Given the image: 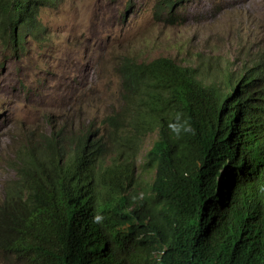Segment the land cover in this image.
<instances>
[{
  "label": "trees",
  "instance_id": "16d2710c",
  "mask_svg": "<svg viewBox=\"0 0 264 264\" xmlns=\"http://www.w3.org/2000/svg\"><path fill=\"white\" fill-rule=\"evenodd\" d=\"M43 1L0 0V37L15 43L16 26L35 28ZM116 70L122 106L102 117L104 135L88 138L85 125L17 149L2 185L0 264H264L263 53L209 80L169 56H122ZM175 112L194 135H171ZM153 129L151 192L135 198L133 151ZM104 152L113 157L97 172Z\"/></svg>",
  "mask_w": 264,
  "mask_h": 264
},
{
  "label": "rangeland",
  "instance_id": "374dc122",
  "mask_svg": "<svg viewBox=\"0 0 264 264\" xmlns=\"http://www.w3.org/2000/svg\"><path fill=\"white\" fill-rule=\"evenodd\" d=\"M158 1L45 0L33 11L35 28L16 26L15 43L0 37V198L18 148L49 131H105L102 117L122 104V56H169L209 80L224 65L243 70L264 55V0H172L163 8ZM156 137L149 131L136 145V198L150 193L153 169L141 163Z\"/></svg>",
  "mask_w": 264,
  "mask_h": 264
},
{
  "label": "clouds",
  "instance_id": "9594fccd",
  "mask_svg": "<svg viewBox=\"0 0 264 264\" xmlns=\"http://www.w3.org/2000/svg\"><path fill=\"white\" fill-rule=\"evenodd\" d=\"M125 56H128V55H125ZM144 61H146V60H144ZM120 92H121V89H120ZM121 99V98H120ZM121 102H122V100H121ZM121 106H122V104H121ZM121 106H120V108H121ZM119 108V109H120ZM118 109V110H119ZM116 111V110H115ZM167 127H168V130H169V132L171 133V135L175 138V139H180V138H182V136L183 135H187V134H192V135H194L195 134V129L192 127V125H191V123L189 122V120L188 119H186L184 116H183V114L182 113H180V112H175V113H173L171 116H170V118H169V122H168V125H167ZM90 128V127H89ZM91 129V128H90ZM96 128H94V129H92L89 133H88V135H87V137L88 138H91V137H96V136H98L99 134H98V132L96 133V130H95ZM94 130V131H93ZM153 130H155L156 131V133H157V129H153ZM50 132V131H49ZM48 132V133H49ZM149 132V131H148ZM47 133V134H48ZM72 133V132H71ZM100 134H102V135H104V131H102ZM146 134V133H145ZM144 134V135H145ZM259 135H262V133H258ZM64 135V134H63ZM143 135V136H144ZM142 136V137H143ZM157 138V137H156ZM155 138V139H156ZM154 139V140H155ZM140 141V140H139ZM264 137L262 138V140H258V142H259V146H260V148L259 149H261V151L262 152H264ZM153 143V142H152ZM137 145V144H136ZM152 145V144H151ZM150 148V147H149ZM135 152H136V147H135V149H134V151H133V167H134V155H135ZM16 153H17V150H16ZM109 153H112L113 154V152H104L102 155H101V157L99 158V160H98V162H97V168H96V171L97 172H99L101 169H102V167L104 166H100V164H99V162H100V160H101V158L105 155V154H109ZM146 153V152H145ZM264 155V154H263ZM262 155V156H263ZM144 156H145V154H144ZM113 157V156H112ZM112 159V158H111ZM145 159H146V156H145ZM145 159H144V161L141 163V165L143 166V167H145V168H152V167H149V166H146V165H144L143 163L145 162ZM111 161V160H110ZM109 161V162H110ZM134 169V168H133ZM153 169V168H152ZM153 171H154V169H153ZM133 175H134V170H133ZM153 176V175H152ZM152 180V179H151ZM133 183H134V181H133ZM132 187H133V185H132ZM150 188V187H149ZM132 191V190H131ZM3 192V191H2ZM150 192H151V190H150ZM2 195H3V193H2ZM131 195L133 196V197H137L136 195H134L132 192H131ZM148 195H150V193L148 194ZM147 195V196H148ZM2 198V197H1ZM0 198V199H1ZM135 198H133V199H135ZM138 198H141V197H138ZM98 201H100L101 202V197H100V195L98 196ZM93 223H97V224H101V225H103V221H104V217H103V215L102 214H100L99 212H97V214L96 215H94L93 216Z\"/></svg>",
  "mask_w": 264,
  "mask_h": 264
}]
</instances>
